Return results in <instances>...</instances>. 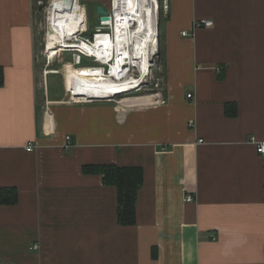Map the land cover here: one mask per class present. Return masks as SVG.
Instances as JSON below:
<instances>
[{"label":"crops","instance_id":"1","mask_svg":"<svg viewBox=\"0 0 264 264\" xmlns=\"http://www.w3.org/2000/svg\"><path fill=\"white\" fill-rule=\"evenodd\" d=\"M42 3L0 0V264H264V0H167L159 92L108 105L66 102L101 70L64 52L37 91ZM96 165L142 169L133 226Z\"/></svg>","mask_w":264,"mask_h":264},{"label":"bare ground","instance_id":"2","mask_svg":"<svg viewBox=\"0 0 264 264\" xmlns=\"http://www.w3.org/2000/svg\"><path fill=\"white\" fill-rule=\"evenodd\" d=\"M114 38L98 36L94 43L73 41L79 32L87 29L85 7L78 0H52L47 8V34L45 54L53 60L61 51L79 50L94 56L102 63L112 61L109 76L101 70L88 71L86 92L88 98H107L130 92L142 84L149 76L151 62L157 48V20L159 3L157 0H114ZM107 24L109 18L105 19ZM112 21V20H111ZM136 24V27L133 25ZM47 45V46H46ZM121 64L130 66L121 69ZM78 68V67H75ZM148 95L126 97L122 103L134 104L149 100Z\"/></svg>","mask_w":264,"mask_h":264},{"label":"rangeland","instance_id":"3","mask_svg":"<svg viewBox=\"0 0 264 264\" xmlns=\"http://www.w3.org/2000/svg\"><path fill=\"white\" fill-rule=\"evenodd\" d=\"M50 0H42V5L40 6V10L37 13L38 16H36V26H35V33L36 34V45H37V62H36V72L37 75H39V80H38V85H37V91H41V94L44 93L46 85L43 84L45 80H50V79H55L56 77H59L58 81L62 80V76L59 75H49L46 72L47 71H60L62 68L60 64H57L55 62L56 58L53 60H49V58L46 56L45 52V43L46 41V34H47V21H46V11L48 7V3ZM80 4L84 5L85 7V13H86V23H87V32L84 34L86 37H90L91 34L94 32L95 27L98 26L97 24V9H96V4L97 3H103L105 7L108 5V0H79ZM102 5V4H101ZM37 6V5H36ZM164 13L160 14V20H159V27L161 25L162 18L164 17ZM163 15V16H162ZM47 46V45H46ZM158 50V43H157V48H156V55L153 58L151 62V67H150V73L147 78L144 79L142 84L138 86L136 89L131 90L130 92H126L124 94H121L119 96H115L114 99L111 101L107 102H94L98 105H108L104 103H110V104H116L117 101L126 98V97H134V96H144V95H151L154 96L157 92H159L160 87H161V72L162 69L160 68V61L159 57L157 55ZM160 54V52H159ZM61 58L64 62H69L72 60V55L71 52L66 51L63 54H61ZM91 61L88 59L83 58L82 59V65L81 67H88L91 66ZM101 69V67H100ZM93 70V69H90ZM96 71V70H94ZM101 72V71H100ZM61 78V79H60ZM52 93L54 95L60 97L63 94V89L62 87H57V88H52ZM68 100H66L67 103H70L69 100V94L67 97ZM73 104V103H72ZM93 104V103H91Z\"/></svg>","mask_w":264,"mask_h":264},{"label":"trees","instance_id":"4","mask_svg":"<svg viewBox=\"0 0 264 264\" xmlns=\"http://www.w3.org/2000/svg\"><path fill=\"white\" fill-rule=\"evenodd\" d=\"M161 26V25H160ZM2 75L0 72V86ZM235 109L227 106L226 112ZM85 174H93L101 177L105 186L115 188L117 196V216L121 226H133L135 222V204L139 190L143 185V172L138 167H119L115 165L85 166L82 169ZM16 202L13 188H0V204L12 205Z\"/></svg>","mask_w":264,"mask_h":264},{"label":"built area","instance_id":"5","mask_svg":"<svg viewBox=\"0 0 264 264\" xmlns=\"http://www.w3.org/2000/svg\"><path fill=\"white\" fill-rule=\"evenodd\" d=\"M51 1L52 0L49 1L48 6L50 5ZM78 2H79V0H78ZM158 3H159V11H158V20L157 21L159 22L160 14L161 13L165 14L167 12L168 5H167V0H159ZM105 10L107 12L106 17L109 18L110 23L107 24V21L103 20L101 16H98V18H97L98 26L95 27V30L91 34V36L90 37L84 36V34L87 32V29H86L83 32L82 31L79 32L73 41L80 40L82 42H85V43L91 45L92 43L95 42V40L98 36H112L114 38V32H115L114 30L115 29H114V25L112 26V24H111V22L113 23L115 21L114 0H108V5H107V7H105ZM45 11L47 12V9H45ZM133 26L136 27V24ZM211 26H212V22L207 21V20L196 21L193 24L194 28H200V27H206L207 28V27H211ZM156 29H157V27H156ZM181 35L182 36H189V35L192 36V34H187L185 31L181 32ZM158 46H159V43H158ZM63 52H66V51L61 50L59 53H63ZM69 52H71V55H72V64L71 65L73 67H81V61L83 58H85V59H88L89 61H91V63H92L91 66H88V67H102L104 75L109 76V71L111 70V64L114 63L113 61L111 63H109V62L102 63L98 60V58L91 56V55H87L86 53H82L81 51H79L77 49L73 50V51H69ZM120 67H121V69L123 68V70H128L130 68V66L125 67L124 64H121ZM116 96H118V95H116ZM190 97H191V95L188 94L187 98H190ZM114 98H115V96L111 95V97H107V98H97V99L88 98L86 101H76V100L74 101V100H72L71 95H69V100L71 99L70 100L71 104L72 103L73 104H90V103H94V102H107V101H111ZM64 141L65 142H64L63 147L65 149H67L68 147L71 146L69 136H65ZM199 142H201V141H199ZM248 142L254 147L255 152L257 154L264 156V141H258V140H256L255 137H250ZM33 149L34 148L31 144H28V146L26 147L27 152H31V151H33ZM192 200L193 199L191 196H187L185 198L186 202H191ZM210 237L212 240H215V238H216V236L213 234H211ZM36 248H37V246L34 245L33 249H36Z\"/></svg>","mask_w":264,"mask_h":264},{"label":"water","instance_id":"6","mask_svg":"<svg viewBox=\"0 0 264 264\" xmlns=\"http://www.w3.org/2000/svg\"><path fill=\"white\" fill-rule=\"evenodd\" d=\"M159 1V0H158ZM96 9H97V15L98 16H101L102 17V19L103 20H105V19H108V17H106V15H107V12H106V10H105V8L102 6V5H97V7H96ZM157 39H158V43H159V22L157 23ZM157 55L159 56L160 54H159V51H157ZM129 92V91H128ZM126 93V92H125ZM124 94V93H123ZM119 95H121V94H118V96Z\"/></svg>","mask_w":264,"mask_h":264}]
</instances>
